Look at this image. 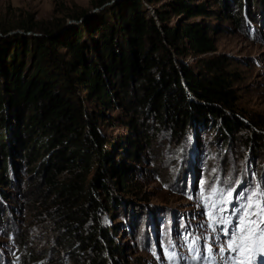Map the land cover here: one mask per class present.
<instances>
[{
    "label": "trees",
    "instance_id": "obj_1",
    "mask_svg": "<svg viewBox=\"0 0 264 264\" xmlns=\"http://www.w3.org/2000/svg\"><path fill=\"white\" fill-rule=\"evenodd\" d=\"M245 2L236 0V21ZM141 3L126 0L123 6H109L61 39L55 31L63 21L51 26L26 17L12 27L0 26V196L2 185L10 181L11 158L16 167L18 156L40 178L36 187L44 184L48 196L57 198L50 217L57 228L58 257L53 261L46 253L28 254L35 264H66L60 252L71 264L123 262L117 228L105 225L103 218L112 217L119 206L111 183L129 190V172L141 161L143 143L130 136L126 142L109 139L98 120L88 118L80 89L108 105L115 103L116 87L129 103L136 90V103L179 137L188 129L211 125L225 146L244 128L252 130L246 144L258 142L253 125L261 128L262 123L246 125L235 113L233 84L239 78L226 69V56L216 52L211 27L193 21L176 28L164 8L148 16ZM172 3L180 14L207 13L204 4L195 6L192 0ZM85 12L73 17L80 19ZM87 33L98 37L83 40ZM59 46L67 49L68 60L54 58ZM188 54L199 56L200 72L179 59ZM59 64L63 69L57 72Z\"/></svg>",
    "mask_w": 264,
    "mask_h": 264
},
{
    "label": "rangeland",
    "instance_id": "obj_2",
    "mask_svg": "<svg viewBox=\"0 0 264 264\" xmlns=\"http://www.w3.org/2000/svg\"><path fill=\"white\" fill-rule=\"evenodd\" d=\"M100 1L0 0V26L12 27L26 17L51 26L63 21L55 31L61 39L99 18L107 7L123 6L126 0H105L104 4ZM192 3L204 4L207 13L180 14L174 10L172 0H142L141 9L149 16L164 8L170 25L176 28L193 21L211 27L209 33L215 39L216 52L226 56V69L239 78L233 84L237 95L235 113L246 125L254 121L262 123L261 128L253 125L258 142L246 144L252 130L244 128L235 132L225 146L211 125L188 129L179 137L172 126L159 123L152 118L149 108L145 111L136 103L140 97L136 90L133 102L129 103L116 87L115 103L108 105L80 89L88 118L97 119L109 139L126 142L130 136L143 143L141 161L129 172L132 179L129 190L111 183L119 206L112 217L103 218L105 225L117 228L116 236L124 250L122 264H231L234 254L227 251L226 244L237 222L236 209L245 202L241 194L246 197L257 185L264 188V0H246L240 21L234 18L239 9L236 0H222L221 4L218 0H192ZM83 11L86 12L82 18L73 17ZM97 37L98 33H87L83 40L94 41ZM56 51L54 58H70L65 47L59 46ZM179 59L200 72L199 56L188 54ZM47 67H52L51 62ZM62 69L59 64L56 71ZM11 144L18 150L14 142ZM14 159L18 166H14L11 158L10 181L2 185L0 196V264H35L28 254L36 257L41 253L55 261L57 228L50 213L57 198L48 196L44 184L36 187L40 178L27 169L21 158ZM95 174L96 163L89 178L92 180ZM212 188L218 190L211 198L216 202L215 209L205 200ZM221 191L225 197L229 191L233 192L229 203H220ZM221 208L226 210L221 212ZM210 210L217 217L215 223L209 219ZM221 219L232 223L222 224ZM60 253L64 263L71 264L69 256ZM170 253H175L174 259H169ZM254 264H259L258 257Z\"/></svg>",
    "mask_w": 264,
    "mask_h": 264
},
{
    "label": "snow or ice",
    "instance_id": "obj_3",
    "mask_svg": "<svg viewBox=\"0 0 264 264\" xmlns=\"http://www.w3.org/2000/svg\"><path fill=\"white\" fill-rule=\"evenodd\" d=\"M217 191L216 188H212L210 195L205 197L206 201L211 202L212 209L216 208V202L211 201V198L217 194ZM220 195L222 197L220 203H229L233 192L229 191L225 197L221 191ZM241 198L245 202L236 209L239 215L226 244L227 251L234 254L231 257V264H254L257 257L259 264H264V226H262L264 225V188L257 185L246 197L241 194ZM225 210L224 208L220 209L221 212ZM208 216L214 223L217 221L213 211L210 210ZM219 222L222 224L232 223L231 220L225 219H221ZM225 235H228L227 231H225ZM174 258L175 253H170L169 259Z\"/></svg>",
    "mask_w": 264,
    "mask_h": 264
}]
</instances>
